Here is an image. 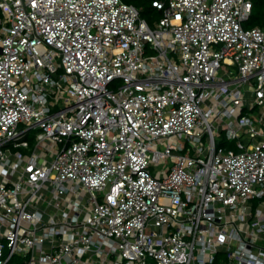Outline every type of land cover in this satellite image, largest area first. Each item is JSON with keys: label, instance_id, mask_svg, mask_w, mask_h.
<instances>
[{"label": "built area", "instance_id": "1", "mask_svg": "<svg viewBox=\"0 0 264 264\" xmlns=\"http://www.w3.org/2000/svg\"><path fill=\"white\" fill-rule=\"evenodd\" d=\"M148 3L0 0V264H264V18Z\"/></svg>", "mask_w": 264, "mask_h": 264}, {"label": "trees", "instance_id": "2", "mask_svg": "<svg viewBox=\"0 0 264 264\" xmlns=\"http://www.w3.org/2000/svg\"><path fill=\"white\" fill-rule=\"evenodd\" d=\"M126 2L132 3L137 7L141 8V15L142 13H146V18L148 19L151 15L154 14V9L150 6L148 0H126ZM252 2L253 9L255 8L256 10L255 12L252 10V15L247 22L249 26L261 24L264 18V0H252ZM0 15H2L1 10Z\"/></svg>", "mask_w": 264, "mask_h": 264}, {"label": "rangeland", "instance_id": "3", "mask_svg": "<svg viewBox=\"0 0 264 264\" xmlns=\"http://www.w3.org/2000/svg\"><path fill=\"white\" fill-rule=\"evenodd\" d=\"M124 1H126V0H124ZM255 8L253 9V11L255 12ZM142 16L143 17H147V14L146 13H142ZM244 24V26L245 27H247L248 26V23H243ZM220 141H222V140H220V138H217V142L219 143ZM189 148V147H188ZM217 257H218V261L217 262H221V261H225L226 260V257H225V255L222 253V252H219V253H217Z\"/></svg>", "mask_w": 264, "mask_h": 264}]
</instances>
